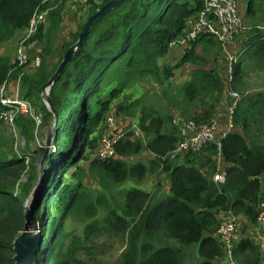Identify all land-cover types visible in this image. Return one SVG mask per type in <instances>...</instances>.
Instances as JSON below:
<instances>
[{
	"label": "trees",
	"instance_id": "trees-1",
	"mask_svg": "<svg viewBox=\"0 0 264 264\" xmlns=\"http://www.w3.org/2000/svg\"><path fill=\"white\" fill-rule=\"evenodd\" d=\"M65 1L0 0V46L17 30L25 32L35 8L49 7L45 19L24 39L27 62L19 63L15 52H0V84L17 79L20 93L41 111V124L51 117L40 98L41 85L55 69L65 48L75 41L84 18L57 43L54 39L62 21V9L67 6ZM106 1L91 0L86 16ZM202 4L203 0H123L96 18L80 49L59 71L49 88L57 123L32 207V220L39 222L42 234L36 254L38 264H184L189 247L200 256L198 264H213V259L223 254L221 242L213 234L218 212H241L251 220L257 219L256 207L264 197V142L250 134V127L264 115V88L241 92L232 114V127L222 136L219 147L211 142L197 151L179 153L173 161H165L163 167L170 181L168 194L151 198L146 189L130 186L123 191L119 212L107 206L99 219L85 220L79 233L66 229L64 218L68 210H81L87 217H94L97 205L104 204L103 194L94 195L84 188L82 177L86 173L106 186L125 176L140 177L157 167L155 159L145 164L141 160L129 163L123 157L137 153L143 145L139 139H132L131 131H126L118 142L114 156L91 155L98 143L97 131L112 108L115 112H110L114 114L123 110L136 117L147 137L144 146L150 151L164 152L175 145L177 126L168 125L169 114L147 99L146 91L127 95L131 81L153 75L158 81L167 82L176 69L188 62V77L176 83L168 94L172 104L186 110L202 92L222 93L223 77L205 65L207 59L203 54L220 44L217 36L198 33L173 61L163 60L171 42ZM251 11L248 1L244 15L251 17ZM249 29L253 32L242 43L234 74L242 70L244 59L264 64V32L255 24ZM55 51V62L49 67L48 58ZM35 54L40 60L37 65L32 63ZM162 86L160 83L155 88L164 95L166 88ZM15 120L25 139L32 140L36 120L20 112ZM44 148L41 144L34 148L37 160ZM23 159L22 153L11 148L9 142L0 141V264H13L12 238L25 221L22 193H28L37 176L38 165L33 155L27 182L18 180L26 167ZM84 159L86 165L81 163ZM218 161L224 167L225 177L216 181L212 174ZM69 167H73L71 177L66 174ZM101 230L112 237L125 238L114 262L98 263L95 259L97 245L93 236ZM232 254L238 264H259L262 256L248 237L239 238Z\"/></svg>",
	"mask_w": 264,
	"mask_h": 264
},
{
	"label": "rangeland",
	"instance_id": "rangeland-1",
	"mask_svg": "<svg viewBox=\"0 0 264 264\" xmlns=\"http://www.w3.org/2000/svg\"><path fill=\"white\" fill-rule=\"evenodd\" d=\"M91 0L87 2L85 5H80L76 0H66L67 6L63 7L62 9V21L60 23V27L57 30L56 37L54 40H56L57 43H61L63 36H68L69 32L74 30L76 28V24L78 21H81L82 23L85 20L87 8L90 5ZM96 2H101V0H94ZM251 2V17L248 19L243 18V25L242 29L236 34L234 39L229 43V45H235L236 40L241 38L243 34H245L251 24H255L257 27L264 28V0H237L238 9L243 13V9L246 10L247 3ZM48 6L43 8H35L37 10H47ZM88 16V15H87ZM248 23V24H247ZM261 25V26H260ZM74 32V31H73ZM24 31L17 30L15 34L10 37L7 40L11 41L10 48L9 45H2L0 46V52L4 54L14 55V49L16 48V43H18V40L20 37H22L24 34ZM245 36V35H244ZM219 45H214L213 47H210L209 51H203V54L206 56V63L205 65L218 71L217 66L219 65L217 63V60L222 59L224 61V68L227 67L228 58L227 55L225 56V45H222L221 42H219ZM189 43H186V46H188ZM4 46V48H2ZM173 44L169 46V50L166 53V56L163 58L165 61H173L176 58V55L178 54V51H176L173 48ZM198 48H200L198 46ZM9 50V51H8ZM182 50V49H181ZM57 51H55L54 54H52L48 58V66L51 67L54 62L55 58L57 56ZM239 58V57H238ZM238 60V59H237ZM236 60V61H237ZM235 61V62H236ZM160 62L162 61V58H160ZM232 64V75L233 79L231 81H228V73L226 71V68L223 72V69L219 71V74L222 75L225 86L222 91V93L219 95L216 91L211 94L206 93H200L199 97H197L195 100H193L190 104H188V107L186 110H181V108L177 107L176 105L171 103V98L169 97V92H172L175 87V84L182 81L184 78H186V74L188 72V68L191 66L188 62H185L180 68L176 69L175 74L173 73L169 80L166 82L164 81H158L156 77L153 75H148L146 78L138 79L136 82L131 81L128 84V88L126 90L127 95H135L137 93L136 90H142L146 91V97L151 102L156 103L159 107H162L163 110L169 114L170 120L168 125L177 126V138L176 141L180 138L179 133V125L177 122L173 120V117L176 115H181L185 117H199L200 120H206L209 118H213L216 113V107L218 101L225 102V91L229 88L236 89L239 94L244 91H254L255 88H264V69H262L260 66L256 64V62L250 61L246 59L245 61H242V70L235 72L234 74V64ZM13 80V79H10ZM135 82V83H134ZM134 83V84H133ZM162 84V88L165 86V94H160L159 91H156V85ZM138 92V94L140 93ZM158 93V94H157ZM137 94V95H138ZM224 94V95H223ZM27 98V97H26ZM160 99L158 102V99ZM28 99V98H27ZM165 99V101H164ZM29 100V99H28ZM31 101V100H30ZM32 103V102H31ZM33 105V103H32ZM34 107V105H33ZM35 108V107H34ZM35 111L40 113V119L42 116L41 111L36 110ZM110 111H114V108H112ZM109 111V112H110ZM115 118L117 119H124L128 118L131 121H135L136 117L133 114H127L123 110H117ZM223 111V110H222ZM107 115V114H106ZM105 115V116H106ZM104 116V117H105ZM41 121V120H40ZM39 121V122H40ZM137 122V121H135ZM37 123L34 128V138L30 141L25 139V136L20 132L19 126L15 123L13 128H11L9 125L3 123V121L0 120V141L4 140L9 142L10 147L13 148L16 152L19 151L22 153L26 167L23 171V173L18 178L19 181H25L27 182V175H29V171H31L32 165H30L31 162V156L34 155V162L38 165L37 168V176L32 181V187L29 189L28 193L25 190L24 193H22L25 197V206L30 207L32 211L33 204L35 202L36 193L38 191L39 184L41 182V176L42 173L39 172V161L38 158L33 154V150L35 147H37L38 144L44 145V124ZM138 125V122H137ZM105 124L104 121L101 124V128L97 131V134L100 132L102 128H104ZM239 128V126H238ZM250 134L254 137L259 138L262 142H264V115H262L261 118H259L258 122H253V124L250 127ZM134 140L139 139L141 143L143 144L142 147H140V150L137 151L135 154H130L123 156L126 158V160L129 163H134L137 160L143 161L145 164H148L149 159H155L158 164L157 167L153 170H147L142 176L135 177V176H125L122 180L118 182H109L106 186H103L99 179L93 177L89 173H86L83 178V185L86 190H88L91 194L98 195V193H101L104 195V204L99 203L97 205V211L94 217H87L86 214H84L83 211L77 210V209H71L68 210L65 215V225L67 230H71L74 233H79L81 230L83 223L85 220H91L92 218L99 219V217L103 216L105 211L107 210V206L115 209L117 212L120 211L119 206L120 203L123 201V191L130 187V186H140L141 188H144L148 191L150 197L153 198L155 196H158V192L160 191L161 195L168 194V185H169V176L168 171H166L163 167L166 160L173 161L177 158L169 156V152L173 149V146L167 149L164 152H157L154 153L147 149L144 144L146 143L147 137L142 129H140L138 125V133L136 135H132ZM175 141V143H176ZM6 145H8L6 143ZM45 146V145H44ZM8 148V147H7ZM178 155V154H177ZM182 155V154H181ZM179 156V155H178ZM182 156L178 157V161H182ZM197 157V156H196ZM82 164L86 165L87 160H82ZM73 167H69L66 171V174L68 176H72L70 170ZM206 169V167H205ZM19 190V189H18ZM16 190V191H18ZM24 206V209H25ZM223 211H220L218 214L221 216ZM38 225V221L35 222ZM39 227V225H38ZM94 241L96 242V249L94 251L95 259H97L98 263H104V262H114L118 259L119 252L123 248L125 243V238L122 237H112L110 234L107 233L106 230H101L97 235L93 236ZM172 243H176L175 239L171 240ZM188 253V259L186 261L191 262L192 254H194L193 247L187 248Z\"/></svg>",
	"mask_w": 264,
	"mask_h": 264
},
{
	"label": "built area",
	"instance_id": "built-area-1",
	"mask_svg": "<svg viewBox=\"0 0 264 264\" xmlns=\"http://www.w3.org/2000/svg\"><path fill=\"white\" fill-rule=\"evenodd\" d=\"M80 5H85L89 0H76ZM237 0H203L202 6L195 13V17L191 19L183 32L174 40L179 42L182 47L198 33L206 32L213 36H217L222 45H225V55L228 62L226 71L228 73V81L233 79L232 64L238 59L242 44L238 43L229 45L236 34L242 29L243 17L238 11ZM46 10L35 9L29 18V24L20 37L15 48V56L19 63L27 62L28 47L24 39L34 31L38 22L44 20ZM40 62L39 55L35 54L32 63L37 65ZM225 102L222 115L226 123L223 127L219 126L217 117L200 120L193 117H185L176 115L173 120L179 125L180 138L176 141L173 149L169 152V156L175 157L179 153L186 151H197L207 144L214 142L217 147L221 144L222 136L232 127L233 112L241 95L235 89L229 88L225 91ZM31 115L36 124L40 121V113L35 111L30 100L23 96L18 87L12 93L7 91V81L0 84V120L9 125L11 128L16 123L15 116L17 113ZM104 128L98 133V143L92 156L108 157L116 154L118 142L122 139L126 131H131L133 135L138 133L137 122L128 118L117 119L114 112H109L104 117ZM224 167L219 166L213 172L214 180H223L225 177ZM257 219L264 224V197H261L256 207ZM223 211V210H222ZM219 216L218 224L214 230V235L221 242L223 255L225 260L223 264H238L232 250L239 240L238 225L236 215L232 212L223 211ZM259 264H264V254H261Z\"/></svg>",
	"mask_w": 264,
	"mask_h": 264
},
{
	"label": "water",
	"instance_id": "water-1",
	"mask_svg": "<svg viewBox=\"0 0 264 264\" xmlns=\"http://www.w3.org/2000/svg\"><path fill=\"white\" fill-rule=\"evenodd\" d=\"M123 0H107L100 6L85 17L82 25L77 31L75 41L69 44L59 59V62L55 66V69L48 76L46 81L41 85L40 98L44 101L47 108L51 111V117L47 119L44 125V151L39 158V172L42 173L45 170L44 157L51 145V137L54 132V127L57 123V110L53 104V101L49 96V88L55 82V79L67 60L72 58L75 53L80 49L83 42V38L94 24L97 17L104 12L114 8V6L121 3ZM24 224L19 229V232L12 238V261L13 264H38L36 260V254L39 251L41 242V228L32 220V211L30 207L25 206L24 209ZM42 264V263H40Z\"/></svg>",
	"mask_w": 264,
	"mask_h": 264
},
{
	"label": "crops",
	"instance_id": "crops-1",
	"mask_svg": "<svg viewBox=\"0 0 264 264\" xmlns=\"http://www.w3.org/2000/svg\"><path fill=\"white\" fill-rule=\"evenodd\" d=\"M238 11H239L240 15H242V17L244 18V20L245 19H248V16L247 15H244V13L246 11L245 8L243 9V13L240 10H238ZM257 28L260 31L264 32V28H260V27H257ZM252 32H253V30L252 29L251 30L249 29L245 34H243V36H241V38H239V39L236 40V44H238V43H241V44L244 43V41L246 40V38ZM7 44L9 45V48H10L11 41L10 40H5L3 45L5 46ZM173 45H174L173 48L176 51H179L180 49H182V45L179 42H176ZM4 46H2V48H4ZM4 53H6V52H4ZM245 60L246 59H244V61ZM248 60L253 61V62H256V64L258 66H260L262 69H264V64H262V62L259 64V62L256 59H254V60L253 59H248ZM217 63L219 64L217 66L218 72L221 71L222 69H223V72H224V70H225L224 64H223L224 61L222 59H220V60H217ZM186 77H188L187 74H186ZM16 87H18V81H17V79L8 80V82H7V91H8V93H12L15 90ZM258 88H255V89H258ZM136 91H137V93L135 95H132V96H136L140 90H136ZM216 109L217 110H216V113L214 114L215 115L214 117H217L218 118L219 126L220 127H223L224 124L226 123L224 116L221 114L222 113V110L224 109V101H223V99L221 100V102L218 101ZM220 163L223 166V161L222 160H220ZM220 163L218 161L217 167L219 165H221ZM263 182H264V180H263ZM158 194H160V191L158 192ZM219 213H220V211L218 212V214ZM236 221H237V225H238L239 238H241V237H248L258 247V249L260 250V255L262 253L264 254V224H262L259 219L251 220L248 216H246L245 214H243L241 212H238L237 213V215H236ZM192 256L193 257L191 259V262L185 261L184 264H198V262L200 260V256L197 255L195 249H194V254H192ZM224 260H225V255L222 254L219 257L213 259L212 262H213V264H223Z\"/></svg>",
	"mask_w": 264,
	"mask_h": 264
}]
</instances>
